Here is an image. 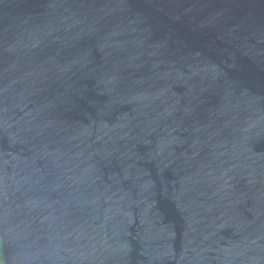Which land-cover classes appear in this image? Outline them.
Masks as SVG:
<instances>
[{
    "label": "water",
    "instance_id": "obj_1",
    "mask_svg": "<svg viewBox=\"0 0 264 264\" xmlns=\"http://www.w3.org/2000/svg\"><path fill=\"white\" fill-rule=\"evenodd\" d=\"M0 264H264V0H0Z\"/></svg>",
    "mask_w": 264,
    "mask_h": 264
}]
</instances>
